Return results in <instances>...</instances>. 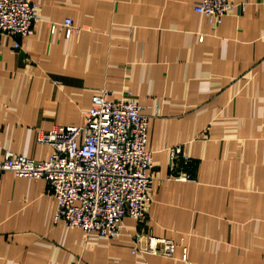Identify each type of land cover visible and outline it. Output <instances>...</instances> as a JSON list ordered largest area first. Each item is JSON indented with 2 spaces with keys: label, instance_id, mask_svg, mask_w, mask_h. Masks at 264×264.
I'll return each mask as SVG.
<instances>
[{
  "label": "crops",
  "instance_id": "0c3cea01",
  "mask_svg": "<svg viewBox=\"0 0 264 264\" xmlns=\"http://www.w3.org/2000/svg\"><path fill=\"white\" fill-rule=\"evenodd\" d=\"M30 1L35 34L0 38V161L7 150L47 160L40 133L82 126L106 91L149 118L154 183L146 224L126 218L119 238L84 239L55 220L46 181L0 173V264H185L184 248L190 264H264V0H229L216 27L197 0ZM66 19L78 35L51 32ZM178 146L194 181L169 180ZM137 235L176 252L134 255Z\"/></svg>",
  "mask_w": 264,
  "mask_h": 264
},
{
  "label": "built area",
  "instance_id": "2783aa9c",
  "mask_svg": "<svg viewBox=\"0 0 264 264\" xmlns=\"http://www.w3.org/2000/svg\"><path fill=\"white\" fill-rule=\"evenodd\" d=\"M234 9L229 0H197L194 7L214 27ZM241 10L245 11V5ZM40 22L39 7L30 0H0V38L33 36ZM58 30L66 38L81 32L71 19L51 23V32ZM13 47L19 49L20 44L15 42ZM142 111L136 102L110 100L106 91H99L92 97L82 126L40 133L38 142L53 148L47 160L36 161L7 150L0 173L46 181L57 203L55 220L81 229L84 239L92 234L117 239L126 218L148 221L145 206L154 183V159L147 148L149 118ZM170 157L176 174L169 180L194 181L181 168L190 163L182 147L172 148ZM134 240V255L172 258L176 252V244L166 238L137 235ZM182 261L190 264L186 248Z\"/></svg>",
  "mask_w": 264,
  "mask_h": 264
}]
</instances>
